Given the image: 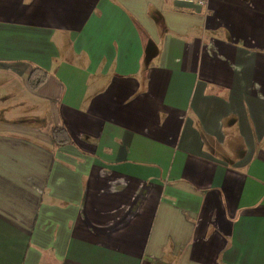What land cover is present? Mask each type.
I'll return each instance as SVG.
<instances>
[{"label": "crops", "instance_id": "crops-1", "mask_svg": "<svg viewBox=\"0 0 264 264\" xmlns=\"http://www.w3.org/2000/svg\"><path fill=\"white\" fill-rule=\"evenodd\" d=\"M0 264H264V0H0Z\"/></svg>", "mask_w": 264, "mask_h": 264}, {"label": "trees", "instance_id": "trees-1", "mask_svg": "<svg viewBox=\"0 0 264 264\" xmlns=\"http://www.w3.org/2000/svg\"><path fill=\"white\" fill-rule=\"evenodd\" d=\"M37 72V70H35ZM34 71V76H32V84L36 86L37 83L40 84L44 78L39 77ZM45 77V76H44ZM38 85V84H37ZM52 135L56 145L65 144L71 142L70 136L68 135L67 130L64 127H55L52 129Z\"/></svg>", "mask_w": 264, "mask_h": 264}, {"label": "built area", "instance_id": "built-area-1", "mask_svg": "<svg viewBox=\"0 0 264 264\" xmlns=\"http://www.w3.org/2000/svg\"><path fill=\"white\" fill-rule=\"evenodd\" d=\"M179 3H188L195 7H206L208 5L209 0H174Z\"/></svg>", "mask_w": 264, "mask_h": 264}]
</instances>
